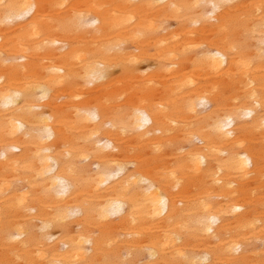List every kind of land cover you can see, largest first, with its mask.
Here are the masks:
<instances>
[{
  "label": "bare ground",
  "instance_id": "obj_1",
  "mask_svg": "<svg viewBox=\"0 0 264 264\" xmlns=\"http://www.w3.org/2000/svg\"><path fill=\"white\" fill-rule=\"evenodd\" d=\"M0 264H264V0H0Z\"/></svg>",
  "mask_w": 264,
  "mask_h": 264
}]
</instances>
